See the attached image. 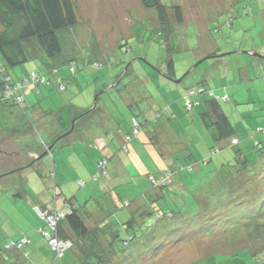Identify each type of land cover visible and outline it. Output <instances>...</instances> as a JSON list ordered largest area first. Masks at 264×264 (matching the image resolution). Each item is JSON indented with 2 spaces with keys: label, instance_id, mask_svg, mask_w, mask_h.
Listing matches in <instances>:
<instances>
[{
  "label": "rangeland",
  "instance_id": "1",
  "mask_svg": "<svg viewBox=\"0 0 264 264\" xmlns=\"http://www.w3.org/2000/svg\"><path fill=\"white\" fill-rule=\"evenodd\" d=\"M161 1L181 8L183 21L173 23L174 39L166 40L154 30L158 26L157 12L154 8H144L139 0H75L77 24L59 31L62 51L53 61L34 40L23 42L31 60L14 67H6L0 60L1 88L5 87L4 77L10 74L17 77L35 69L43 75L44 70L39 69L44 63L59 65L72 60L75 66L73 74L66 66L58 67L60 75L66 77L64 90L57 88L55 77L49 79L45 74V81L37 85L39 92L34 84L23 91L25 105L23 101L21 106L12 102L0 104V148L10 152L0 159V165L6 161L0 169L33 157L27 152L28 148L40 151L61 128L71 125L76 113L93 107L94 101L98 106L93 114L74 120V130L43 157V170L36 164L0 178V243L21 235L33 236L46 260L52 264L66 263L70 252L78 250L77 246L68 249L61 258L53 257L36 232L42 220L31 204L38 202L37 194L47 193L50 198H57L62 191L70 200L74 198L72 194H77L80 200H85L83 204L92 199L108 216L105 226L112 231L119 230L112 244L114 251L111 247L108 250L106 239H100V245L106 250L105 264L257 263L252 251H264V155L255 162L252 145L254 138L260 135L255 130L264 127V57H261L264 56V0ZM167 12L173 21L170 9ZM172 40L177 48L168 52ZM214 48L219 49V56L205 58L215 52ZM93 57L104 61V65L95 67L86 63L78 68V62ZM168 59L173 60V70L167 68ZM198 81L229 95V101L223 103L222 108L240 141L238 146L250 152L249 165L239 169L234 181L240 182H229L224 194L216 190L209 201L199 200V195H195L197 210L180 219L171 216L172 222L163 225V231L155 230L160 222L154 216L141 218L140 213H136V219L127 230L138 236L129 250L131 245L121 244L126 235L122 224L133 216L135 199L151 186L147 173L156 174L162 166L160 158L168 153L181 151L182 155H187L190 152L200 161L207 155L208 147L216 144L209 137L210 130L204 127L205 135L196 137L197 140L178 136L179 124L186 126L190 120L194 124L200 121L202 105L190 112L182 108L185 92ZM165 104H170L175 113L170 123L178 131L174 136L158 137L155 124L163 121L167 113H162L155 123L151 115ZM141 112H147V117L141 119ZM104 113L115 123L113 127L103 124ZM132 114L140 117L141 128L136 137L125 140L124 133ZM81 126L85 128V136H82L87 139L89 154L59 146ZM86 133L112 141L118 155L128 159V169L122 168L121 162L115 159L113 166L107 165L105 176L95 181L88 179L85 186H80L81 172L89 177L94 161L101 152L106 154L103 151H107L92 150L95 140L91 137L89 141ZM228 144L229 139H224L217 145ZM123 147L127 148L126 153L120 149ZM227 154V150L220 149L213 160L218 162ZM212 166H200V173ZM186 175L192 180L199 178L195 171ZM175 192L176 202L172 206L191 204L184 190ZM209 192L205 193L209 195ZM151 193V196L141 195V212L150 208L149 201L158 193L157 187L152 188ZM109 198L122 214H110ZM90 207L88 205L87 209ZM143 234H147V238L140 243ZM259 255L264 260V252Z\"/></svg>",
  "mask_w": 264,
  "mask_h": 264
},
{
  "label": "trees",
  "instance_id": "2",
  "mask_svg": "<svg viewBox=\"0 0 264 264\" xmlns=\"http://www.w3.org/2000/svg\"><path fill=\"white\" fill-rule=\"evenodd\" d=\"M139 2L144 8H154L156 10L158 16V26L154 30L166 40L174 39L173 23L181 24L183 21L180 6L170 3L165 4L161 0H139ZM76 8L77 5L75 0H0V60H2L3 65L6 67H14L28 60H31L23 46V42L30 40H34L40 46L44 54L53 61L54 58L59 55L62 51V44L58 36L59 31L77 24L78 17ZM167 9H170L173 21H171V16L167 12ZM176 48L177 45H174L172 40V44L168 46L167 50L169 52L175 50ZM218 56L219 55L217 54V52H215L213 54L207 55L205 58H213ZM205 58H203V60ZM78 63L79 69H81L86 63L95 67H101L104 65V61H101L94 57L84 58L82 62ZM166 63L168 69H174L172 59H168ZM44 64L45 65L40 66L41 68L39 70H44L45 73L43 75L45 76V74H47L46 78L50 79L51 76L55 77L56 79L54 80L56 86L59 82L64 83V90L66 88V77H62L60 75V73L58 72V67L66 66L67 69H69V66L74 65L72 64V60L66 61L59 65L51 63ZM54 69H56V71H54ZM31 70L36 71L35 69H30L26 74L21 75L17 79L27 77ZM71 73H75V66L73 72ZM37 85L36 91L39 92V88ZM199 87H202L205 91L197 92L196 90ZM189 90H193V93L188 94ZM208 92H210L211 94L209 95ZM222 96H225V99H223ZM23 99L25 105L24 95ZM182 99V108L186 112H190L197 105L203 106L202 111L199 114L200 121L196 124V128H198L197 126H199V130L201 129V131L199 132V130H195V133L197 134H194V136L192 137L191 135L186 134L185 131L180 130L178 136H184L187 138V140H189L190 136L191 139H195L196 137L200 136L203 137L205 135L202 132L204 130V127L210 130L211 134L209 135V137H211L216 144H211L208 147L207 155H204L202 157V159L200 160L201 162L195 159L190 152L187 155H182L181 151L177 153L174 152L176 155L174 159L171 160L169 166L162 168L160 171L156 172V174L149 173L148 181L150 182L151 186L147 189L157 187L158 193L156 195L154 194L153 198L150 199V208L147 211L144 210L143 212H141L139 216H141V218L154 216L160 222L158 223L159 225H156L155 227V230L158 231H163L165 229L163 228V225L172 222L173 218H171V216H176V219H180V217L187 215L191 211L197 210L198 204L197 199H195V195H199V200L209 201L210 196L212 194H215L216 190L219 193L224 194L227 189V186L229 185V182L232 181V183H239L240 180L234 181V178L238 175L239 169L248 164V153L250 152H248L247 148H240L238 146L240 141L236 137L232 123L230 122L227 114L222 108V104L229 101V95L227 93H224L223 95V93L217 92L214 88L210 87L209 85H205L202 81H198L195 86L190 87V89L185 92ZM186 100H189L191 102L192 106L190 107V109H188L186 106ZM8 102H10L9 99L0 98V104ZM128 105H131V103H128ZM97 107L98 106L96 102L93 107L81 113H76L74 117L75 120L93 114ZM164 112H166L167 114H165ZM162 113H164V115L169 119V123L171 122L170 120L175 117V113L171 109L170 104H165L163 108H156L153 111L152 115L150 114L152 121L155 123V121H157L156 119L160 117ZM147 115V112H141V119H144V117H147ZM133 119L137 121L138 132L140 131L142 121H140V117L137 114H132L130 118V132L125 134V140H128L126 139V135H132L130 139L132 140V138L136 137L138 134V132L135 135L132 134ZM157 125L159 124H155V130H158L156 129ZM170 125L173 126L172 123H170ZM69 128L70 126L67 128H61L62 130L56 135H54L50 139V141H48L44 145L42 149H44L47 145L54 141L57 136L69 130ZM262 128L263 129L260 131L255 130V133L260 134L258 135V138H254V143L252 145L256 157L255 162H257L259 157L261 158L264 155V127ZM73 130L74 127L69 133H71ZM175 131H178L176 130V127ZM61 139L56 141L53 147H55V145ZM224 139H229V144L227 146L217 145L221 143ZM184 141L186 142V139ZM97 149L101 150L100 148ZM120 149H122V151H124L125 153L128 151L126 147ZM220 149L227 150L228 154L224 156V159L218 161V167H214L213 158L215 157L214 155ZM43 159H39V164L42 170L44 168ZM100 160H104V164L100 168V175L98 176L97 174L99 168L97 167V163ZM33 161L36 162L38 160ZM211 161H213V164H210ZM194 163H198L200 165L203 164V166L213 165V168L210 167V169L205 170V173L196 172V175H199V178H201V180H198L199 178H197L196 180H192L186 174L187 172H192L194 174ZM107 165L108 158L105 155H102L95 162V170L90 175V180L95 181L98 177L105 176L107 174ZM219 170L223 171L219 174ZM103 171L104 173H102ZM173 174L175 175V177ZM229 174H231V176ZM160 177H163L165 181L164 183L159 182L157 184L155 181H158ZM78 182L80 186H84L86 184L85 180L79 179ZM176 189L184 190L185 194L188 195L189 202H191V204L188 205L184 203L183 206L182 204H180L179 206H172V204L174 203L175 205L176 202ZM203 190H205V192L208 190L211 193L209 192L208 195ZM20 193L21 192L19 191L16 193V195L19 196ZM31 204L39 219L42 220L41 225L36 227V232L40 234V236L43 238V242L46 243V245L52 252L53 257L61 258L68 249L76 245L79 254L75 253L76 251L74 250L71 251L70 257L66 260H69V263H106V250L100 245L99 237L100 235L105 236V239L109 245L108 250H110L111 247V251H114L112 247L114 238L120 234L118 232L119 230L112 231L111 228L105 226L107 225L108 221L103 222L99 225L88 226L85 223V217L79 210V207L77 205L73 206V204L70 203V199L68 201L65 200V202L59 208H46L37 202H31ZM36 209H39L40 211H47L49 213L57 210L63 212V215L56 222L55 231L49 229L45 218L38 215ZM132 214L133 216H131L129 220L124 223L122 222L123 224L121 223L124 231L126 232L125 237L121 240V244L124 247L130 246L131 244L133 245L132 242L134 240L136 241V237L138 236L135 233H130L127 230V228H129V226H132V223L134 222L135 214ZM148 227H150V225ZM170 228V230H172V227ZM67 229L73 234L71 233V235H69V232L67 233L66 231ZM52 232H54V236L57 239L69 240L72 242V245L66 248L60 255H58L49 244L48 238L53 236ZM46 233L49 234L48 238L46 236ZM72 235H74L75 238H72ZM21 237H24L26 241L20 242ZM146 238L147 234H145V236L143 234L141 236L140 243L144 242ZM132 245L129 247V250L132 248ZM31 247V239L26 235H21L17 238L1 242L0 264H33L30 259ZM260 252L262 253L264 251ZM260 252L252 251V255H254L256 258V264H264V260L262 259L261 255H259ZM210 257L212 256H209L208 258ZM192 263L193 262L189 264ZM44 264H52V262L48 260Z\"/></svg>",
  "mask_w": 264,
  "mask_h": 264
},
{
  "label": "crops",
  "instance_id": "3",
  "mask_svg": "<svg viewBox=\"0 0 264 264\" xmlns=\"http://www.w3.org/2000/svg\"><path fill=\"white\" fill-rule=\"evenodd\" d=\"M245 1V0H244ZM252 2V1H251ZM242 22V21H241ZM197 27H200V26H197ZM214 50H215V52H218V48H214ZM210 51H212V50H210ZM214 52V53H215ZM10 77L12 78V80H16L17 79V77H20V76H12L11 74H10ZM221 93H223V95H224V93H226V92H221ZM11 103V102H10ZM221 103H223V102H221ZM226 103V102H225ZM5 104H9V102L8 103H5ZM14 104V103H13ZM14 105H16V104H14ZM99 109H102L101 107H99ZM107 113H104V118H105V120H104V123L103 124H105L106 123V125H108V124H111L110 125V127H113V125H115V123H113L112 121V119L110 118V116L109 115H106ZM165 117V119L166 120H168V121H165V119L163 120V121H161V122H158V124L159 125H157V127H156V129H158L157 130V135H158V137H162L163 136V134H164V136L165 135H168V136H174V133H176L175 132V127H174V125L173 126H171L170 125V123H169V119L166 117V116H164ZM195 121V120H194ZM88 123H91V122H89V121H87ZM183 123V122H182ZM184 124H187V122H184ZM128 125H129V128H128V130H125V133H124V139H125V134L126 133H128V131L130 130V120H129V122H128ZM181 127H179L182 131H185V133L186 134H189V135H191L192 137L194 136V133H195V130L197 131V130H199V126H197L198 128H196V124H194V122H193V120H190V122L186 125V126H183V125H181V124H179ZM13 130H16L17 129V127H11ZM10 128V129H11ZM82 126L80 127V129H79V131L78 132H76V134L73 136V137H68L67 138V140L65 139L64 141H61L59 144V146H61V147H63V146H68V147H70V148H72V149H70V150H74L75 152H80V153H83L84 155H87V154H89V150L86 148V144H87V139L85 138V139H83V136H85V132H84V127L82 128ZM9 129V130H10ZM174 130V131H173ZM89 131V130H88ZM201 131V129L199 130V132ZM83 133V134H82ZM161 133V134H160ZM160 134V135H159ZM83 135V136H82ZM176 135H177V133H176ZM86 136H88L89 138H88V140L89 139H91V137H92V139L93 140H95L94 141V143H92L93 145V147H92V150H97L96 148H100L101 150L100 151H103V150H107L106 152H104L103 151V153H106V154H102V152H101V156L102 155H106V157L108 158V165L109 164H112V166H113V162H114V160L116 159V161L118 162V161H120L121 162V167L123 168H125V169H128V166H129V163H128V159H125L124 157H123V155H118V151H116V149H115V146L114 145H111L112 144V141H110V140H106V138H100V137H97V135H95L94 136V134H90V133H86ZM86 140V141H85ZM90 141V140H89ZM92 142V141H91ZM135 150H138V149H135ZM98 151V150H97ZM27 152H29V154L31 153L33 156H36L37 154H38V150H36V149H33V148H28L27 149ZM175 153H173V154H170V153H168V155H164V156H162L161 158H160V160H161V162H162V166H161V168L160 169H158L157 170V172L158 171H160L162 168H164V167H166V166H169V164L171 163V160H173L174 159V157H175ZM100 156V157H101ZM99 157V158H100ZM97 161V160H96ZM96 161H94V164H92L93 165V170L91 169L90 171V174H92L93 173V171L95 170V162ZM214 161V160H213ZM214 167H218V165H219V162H217V161H214ZM200 166H203V164H198V163H194L193 164V169H194V171L195 172H200V170H201V167ZM117 171H118V173L120 172V167L119 168H117ZM223 170H219L218 172H219V174L222 172ZM148 175H149V173H147V180H148ZM174 175V174H173ZM174 177H175V175H174ZM174 177H173V179H174ZM79 179H81V180H85L86 181V184H87V181H88V179H90V175H89V177H87V173H85V172H81V174H80V177L78 178V180ZM85 184V185H86ZM84 185V186H85ZM152 189H146L145 190V192L144 193H146V195L148 196H151L152 195ZM58 193H60L59 195H58V197L57 198H55V200H54V198H50L49 197V195L46 193L45 195H39V194H37V196L36 197H39L38 198V202L37 203H39L40 205H42V206H44V207H46V208H52V207H56V208H59V207H61V205L65 202V200L66 201H68L69 199L68 198H66V196L63 194V192L62 191H60V192H58ZM57 193V194H58ZM144 193L143 194H140V196H138V198L137 199H135V201H134V204H133V207H134V209L133 210H131V212L132 213H134V214H136V213H141V195H144ZM107 195H108V193H106ZM155 194V193H154ZM47 195H48V197H47ZM73 196L72 197H74L72 200H70V203L71 204H73V206L75 205H77L78 207H79V210L81 211V213L84 215V217H85V223L88 225V226H94V225H99V224H102L103 222H106V221H108L107 219H108V216L106 217V215H105V213L104 212H102L103 211V209H101L100 208V206L96 203V202H93L92 201V199H90V200H86L87 202H85V204H83V201H85V200H80L78 197H77V194H76V196H74V194H72ZM108 197H109V195H108ZM109 206H111V212H110V214L113 212V214L114 215H118L119 216V214H122L120 211H119V209L117 208V206H115V204H113L114 202L112 201V199L111 198H109ZM96 203V204H95ZM126 204V203H125ZM88 205H90L91 207H90V209H87V206ZM106 204H104L103 203V206H105ZM128 205V204H127ZM115 209H117L116 211H115ZM118 212V213H117ZM110 214H107V215H110ZM87 219L89 220V222L87 221ZM123 219V218H122ZM121 221V220H120ZM122 223V222H121ZM27 236V235H26ZM28 237V236H27ZM30 239H31V242H32V247H31V254H32V257L30 258L31 259V262L33 263V264H44V263H46L48 260H46V258H45V253H44V251L42 250V249H40L41 247L40 246H37L36 245V241H37V239H34V237L33 236H31V237H29ZM102 238H104L105 239V236H103V235H100V237H99V242H100V239H102ZM34 244V245H33ZM52 253V252H51ZM71 253V252H70ZM75 253H77V254H79V251H76ZM66 264H74V263H69V260L68 261H66Z\"/></svg>",
  "mask_w": 264,
  "mask_h": 264
},
{
  "label": "built area",
  "instance_id": "4",
  "mask_svg": "<svg viewBox=\"0 0 264 264\" xmlns=\"http://www.w3.org/2000/svg\"><path fill=\"white\" fill-rule=\"evenodd\" d=\"M68 70L73 72L74 65L69 66ZM54 71H56V69H54ZM10 79L11 78L9 76L4 77L3 81L5 83V87L1 88L0 86V98L9 99L10 102L17 104L18 106H21L22 101L24 103L22 91L26 87H28L30 84L37 85L45 81L44 75H40L39 73L33 70L29 72V75L27 77H23L21 79H16V80H12V79L10 80ZM57 86L59 89H63L65 87V84L62 82H59ZM196 91L202 92L205 90L202 87H199ZM192 93H193V90L188 91V94H192ZM208 94L210 95L211 93L208 92ZM222 98L225 99V96H222ZM186 101H187L186 106L188 109H190V107L192 106L191 102L189 100H186ZM137 132H138V123L135 119H133L132 134L135 135L137 134ZM131 137L132 135H126V139L128 140H130ZM103 164H104V160H100L97 163V167L99 168L98 174H97L98 176L100 175L99 171H100V168L103 166ZM102 173H104V171ZM164 181L165 179L163 177H160V179L155 182L158 184L159 182L164 183ZM36 211L38 215L45 218L49 229L52 231H55L56 222L63 215V212L57 210V211H53L49 213L47 211H40L39 209H36ZM52 233H53V236L51 235L52 237H49L48 233H46V236L47 238L49 237L48 239H49V244L51 245V247L56 251L58 255H60L66 248L72 245V242L69 240H63V239L59 240L54 236V232ZM24 241H26L25 238L21 237L20 242H24Z\"/></svg>",
  "mask_w": 264,
  "mask_h": 264
},
{
  "label": "flooded vegetation",
  "instance_id": "5",
  "mask_svg": "<svg viewBox=\"0 0 264 264\" xmlns=\"http://www.w3.org/2000/svg\"><path fill=\"white\" fill-rule=\"evenodd\" d=\"M45 149V148H44ZM44 149L40 150L39 153H41ZM7 155H10V152L8 150H6V148H0V159L3 157V156H7ZM43 159V158H42ZM41 159V160H42ZM6 162V161H5ZM3 161L2 165H5V163ZM41 163V162H40ZM36 164H39V160L38 161H33L32 157H30L29 159H26V161H24L23 163L19 164V165H16V166H13V167H9L7 169H0V178H4V177H7L9 175H12L14 174L15 172L17 171H20L21 169H26L27 167H30V166H35ZM0 165V167L2 166ZM38 166V167H39ZM41 167V166H40ZM41 169V168H40Z\"/></svg>",
  "mask_w": 264,
  "mask_h": 264
},
{
  "label": "water",
  "instance_id": "6",
  "mask_svg": "<svg viewBox=\"0 0 264 264\" xmlns=\"http://www.w3.org/2000/svg\"><path fill=\"white\" fill-rule=\"evenodd\" d=\"M241 52H244V53H248V52H250V53H252L253 55H256V54H257L256 52H253V51H241ZM139 59H143V58H139ZM179 80H180V79H177L176 81H179ZM95 103H96V102L94 101L93 106L95 105ZM74 120H75V118H73V119L71 120V125H70L69 130H67V131H65L63 134L57 136V137L54 139V141H52L49 145H47V146L45 147V149H44L41 153H39V154L36 155V156H33V160H39V159H42L45 155H47V154L50 152V150H51V148L53 147V145L55 144V142L58 141L59 139H61L63 136L67 135V134L73 129V127H74Z\"/></svg>",
  "mask_w": 264,
  "mask_h": 264
}]
</instances>
